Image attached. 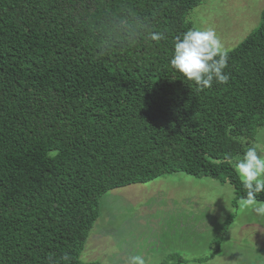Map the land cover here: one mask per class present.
<instances>
[{"label":"trees","instance_id":"trees-1","mask_svg":"<svg viewBox=\"0 0 264 264\" xmlns=\"http://www.w3.org/2000/svg\"><path fill=\"white\" fill-rule=\"evenodd\" d=\"M202 1L0 0V264H82L120 187L183 173L246 196L230 161L264 128V8L228 83L198 91L169 61Z\"/></svg>","mask_w":264,"mask_h":264},{"label":"rangeland","instance_id":"rangeland-1","mask_svg":"<svg viewBox=\"0 0 264 264\" xmlns=\"http://www.w3.org/2000/svg\"><path fill=\"white\" fill-rule=\"evenodd\" d=\"M263 8L264 0H203L186 21L214 29L229 51L257 29ZM253 144L264 155V128ZM238 201L229 184L183 173L110 190L79 260L125 264L139 254L148 264H264V216L242 212Z\"/></svg>","mask_w":264,"mask_h":264},{"label":"clouds","instance_id":"clouds-1","mask_svg":"<svg viewBox=\"0 0 264 264\" xmlns=\"http://www.w3.org/2000/svg\"><path fill=\"white\" fill-rule=\"evenodd\" d=\"M146 27L142 22L134 25L130 39L143 35ZM151 41L164 39L161 32H148ZM229 54L212 28L191 29L177 37L174 43L170 66L185 79L192 82L198 91L212 87L213 83L227 84L230 74L224 70L228 66ZM230 159V157H226ZM246 196L240 197L238 206L242 212L264 216V201L257 199L264 193V155L259 154L255 144L249 146L243 156L234 163ZM210 209V208H209ZM65 256L64 260L68 261ZM54 264V262H53ZM125 264H148L139 254L129 255Z\"/></svg>","mask_w":264,"mask_h":264}]
</instances>
